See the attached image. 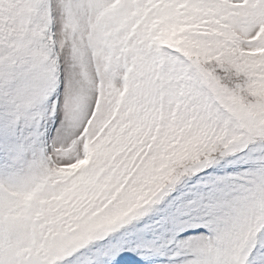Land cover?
I'll list each match as a JSON object with an SVG mask.
<instances>
[{
  "label": "snow or ice",
  "instance_id": "snow-or-ice-1",
  "mask_svg": "<svg viewBox=\"0 0 264 264\" xmlns=\"http://www.w3.org/2000/svg\"><path fill=\"white\" fill-rule=\"evenodd\" d=\"M0 264H264V0H0Z\"/></svg>",
  "mask_w": 264,
  "mask_h": 264
},
{
  "label": "rangeland",
  "instance_id": "rangeland-1",
  "mask_svg": "<svg viewBox=\"0 0 264 264\" xmlns=\"http://www.w3.org/2000/svg\"><path fill=\"white\" fill-rule=\"evenodd\" d=\"M68 171H71V170H68Z\"/></svg>",
  "mask_w": 264,
  "mask_h": 264
}]
</instances>
